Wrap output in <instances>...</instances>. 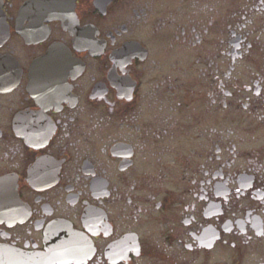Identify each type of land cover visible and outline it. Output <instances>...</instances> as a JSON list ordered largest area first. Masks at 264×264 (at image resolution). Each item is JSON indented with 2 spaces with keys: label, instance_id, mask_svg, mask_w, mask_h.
I'll list each match as a JSON object with an SVG mask.
<instances>
[{
  "label": "flooded vegetation",
  "instance_id": "af4514ba",
  "mask_svg": "<svg viewBox=\"0 0 264 264\" xmlns=\"http://www.w3.org/2000/svg\"><path fill=\"white\" fill-rule=\"evenodd\" d=\"M0 264H264V0H0Z\"/></svg>",
  "mask_w": 264,
  "mask_h": 264
}]
</instances>
